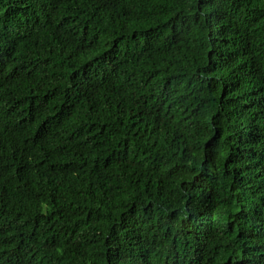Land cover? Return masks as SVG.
Instances as JSON below:
<instances>
[{
	"label": "trees",
	"instance_id": "1",
	"mask_svg": "<svg viewBox=\"0 0 264 264\" xmlns=\"http://www.w3.org/2000/svg\"><path fill=\"white\" fill-rule=\"evenodd\" d=\"M0 264H264V0H0Z\"/></svg>",
	"mask_w": 264,
	"mask_h": 264
}]
</instances>
